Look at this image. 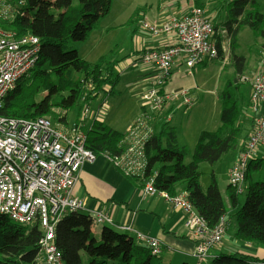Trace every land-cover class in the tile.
Returning <instances> with one entry per match:
<instances>
[{"label": "trees", "instance_id": "16d2710c", "mask_svg": "<svg viewBox=\"0 0 264 264\" xmlns=\"http://www.w3.org/2000/svg\"><path fill=\"white\" fill-rule=\"evenodd\" d=\"M112 4L113 0H25L22 13L14 20L0 18L1 27L19 35L32 33L41 41L36 66L30 76L22 79L3 99L0 115L26 120L46 117L67 125L70 110L77 109L81 114L84 107H90L101 94H112L121 78L115 69L118 52L110 50L97 61L89 62L81 58L77 49L68 48L71 43L86 41L110 13ZM225 8L228 18L223 25L233 52L235 77L226 82L222 92V125L215 131L200 133L189 164L185 163L189 149L179 145L176 129L168 124L156 126V132L145 144L147 172L156 171L154 184L160 190L171 195L186 191L210 227H215L222 217L226 218L234 211L237 222L232 234L234 239L264 243V180H253V174L264 166L263 159L249 164V184L245 188L248 193L243 205L239 194L229 186L228 208L214 176L205 191L200 181V164L215 163L236 148L243 131L245 110L240 88L246 58L235 54L238 35L244 27H249L256 37L264 39V11L259 9L258 0H230L226 1ZM137 15L136 11L130 22L133 23ZM217 37L221 56L222 39L220 35ZM57 109L65 114L57 119L49 117L57 115ZM124 137L125 134L94 120L87 129L86 146L97 154L117 155L126 148L121 143ZM181 185L183 187H179ZM226 221L229 224V217ZM42 235L38 223L19 225L0 215V264L38 263ZM54 243L62 252L64 264H169L163 252L152 254L148 246L108 225L98 236L94 231L93 216L83 211H70L62 216L55 228ZM216 255L208 264H264V258L239 250L231 254L219 251Z\"/></svg>", "mask_w": 264, "mask_h": 264}, {"label": "built area", "instance_id": "2783aa9c", "mask_svg": "<svg viewBox=\"0 0 264 264\" xmlns=\"http://www.w3.org/2000/svg\"><path fill=\"white\" fill-rule=\"evenodd\" d=\"M0 18L14 20L22 13L25 0H0ZM143 30L150 34H176L177 42L149 50L142 55L143 63H154L159 75L152 80L149 110L145 108L136 118L121 143L126 146L121 154H97L87 145V123L60 125L49 118L32 120L9 118L0 115V215L21 225L38 223L43 230L39 241L41 264H64L62 252L54 243L55 228L59 220L70 211H84L85 202L75 195V187L82 167L105 157L125 175L142 181L143 195L159 194L174 208L187 214L188 236L195 242L192 256L200 263L216 258L213 250L221 244L229 224L225 216L215 227L196 210L186 191L171 195L158 189L154 176L147 172L146 141L156 132V115L162 110H172L178 99L190 105L187 89L167 93L165 80L179 57L192 73L198 64L219 58V32L212 17L202 5H194L182 16L171 15L157 22L143 16ZM40 39L32 33L19 35L0 26V106L3 99L24 78L30 76L40 55ZM225 47V46H224ZM243 80H248L242 77ZM250 105L256 112L251 123V133L239 158L229 173V184L237 194L245 192L249 164L256 158L258 145L264 146V58L259 71L249 79ZM89 108L83 113H87ZM170 120L166 114L163 123ZM94 226L110 225L109 212H94ZM132 233L138 241L148 246L152 254L160 255L163 246L158 238L136 231L130 225L119 226Z\"/></svg>", "mask_w": 264, "mask_h": 264}, {"label": "crops", "instance_id": "0c3cea01", "mask_svg": "<svg viewBox=\"0 0 264 264\" xmlns=\"http://www.w3.org/2000/svg\"><path fill=\"white\" fill-rule=\"evenodd\" d=\"M115 1H118V3H120L121 5V15L116 16V23L114 26H121V25L128 26L126 30L127 31L126 35L128 37L129 42L126 45H123L124 43L119 42L118 41L119 36H117L116 41L112 45L107 47V49H105L106 50L105 52L107 53L110 50H115L118 52V63L115 69L116 72L120 74L121 78L119 83L115 86V88L121 84L123 75L127 73L126 75V78H128L127 83L130 86L131 91L133 92V96L141 98L142 103L140 105V108H142L145 101L149 103L151 101L152 85L150 80L153 73L156 70V66L154 63L142 62L141 60L142 54L143 52H148L149 50L155 48H160L166 45L176 43L177 36L174 33L167 35L150 34L149 32L143 30L142 26L140 25V18L145 16L148 20L152 22H157L171 15L182 16L184 13L191 10V8H193V6L196 4L204 6L207 9V11L212 9H217L220 7V5L217 3V0H199L198 3H196L197 0H158L156 4H154L151 1H145V0L142 1L113 0L111 11H113ZM260 1L261 0H258V3H260ZM143 4H145V7L139 9L140 7H143ZM2 7L3 5L2 2L0 1V8ZM260 8L261 11H264V2L260 6ZM139 10H141L142 12L135 17L133 23L130 22V20L133 18V14H135L136 11L138 13ZM215 14L216 12L210 15L212 19L215 18L216 22L214 23V26H216V29L219 32L222 30V33L224 34V37L221 41V48H223L222 51L223 53L221 56H219V58L222 60L223 64L228 63L231 65V61H229L227 57L228 55L227 44L228 41L230 43V40L227 38V30L223 25L224 21L228 18V14L227 12L224 15L218 13L223 18L216 17ZM107 16H109V14ZM244 31L246 32V27H244L240 31L238 35V42L240 41L239 40L241 39L240 36ZM254 37L256 38L255 41L258 45V50L260 51H259V55H257V59L249 63V66H247L248 61L246 59L245 71L247 70L248 67L249 69L248 74H250L249 76L251 77L259 71L262 65V59L264 58V47H263L264 39L261 37H256L255 35ZM86 41L82 43H86ZM235 47H237V45ZM230 49H231V45H230ZM79 53L81 58L84 59V57H82L81 55V50ZM86 53L88 55H93V53L95 54L97 53V57L93 59H89L85 57V60L89 62H95L102 56L100 53L98 54V51L96 52V50H91L90 52L86 51ZM183 64H185L184 56H182V58H179L176 61L174 65V71L171 72L172 73L171 78L163 88V91L167 93H172V92H178L179 90H183L182 88H188L187 86H184L180 82V78L173 77L174 73H179L178 68ZM205 64H207V62H205ZM231 66L233 67V65ZM188 73L189 75L193 74V72L191 74L189 70ZM249 88H250V92H249V99H250L252 92L250 85ZM240 90L242 91V88ZM106 91H108V89ZM241 93L243 94V107L245 109V112H247V114L245 113L244 116V127L242 131V134H244L245 139H243L242 143L240 142V146L237 145L236 148H234L236 149V153H237L235 156L230 157V151L226 154L225 157H230L228 159L229 162H231L230 165L231 167L239 158L241 151L248 143V139L251 133L250 130H252L251 123L254 121V117L252 114L254 110H252V108L247 106L249 99L246 104L245 101L246 98L244 96L243 91ZM107 94L108 97L106 99L115 96V89L112 94L109 92ZM178 100L176 102V107L174 109L162 110L161 112H158V114L156 115V121L159 123L160 122L163 123L165 119V115L167 114L170 118L168 123L171 127H174L176 129L177 139L179 142L180 135L178 133V127L180 126V124H182L181 123L182 118L176 117V114L180 110L187 112L194 104L192 103L190 105H185V104L181 105L182 99L181 101ZM144 106L145 108H147V105ZM247 108L249 109V111H246ZM139 111L135 113V116L130 119V121L125 125V128L122 131L117 130L118 129L117 127H113L114 125L107 122V120H109L108 107L102 109L99 114L91 113L90 116L92 121H90L89 123L87 121V124L91 125L94 122V120H100L104 124L111 127L112 129L118 131L119 133L126 134L130 130L133 123L135 122L136 118L139 116L138 115ZM221 125L222 123L219 124L218 122H213L212 129L217 130ZM212 129H208V130H212ZM199 132L201 133V131ZM191 135L195 137L194 132ZM198 139L199 137L196 138L197 141ZM196 144L197 143H195V145ZM195 145L193 146L195 147ZM255 156H256L255 158L256 160H260V158L262 157L261 155L258 154H256ZM201 166L202 163L200 164V170H201ZM215 172L216 171L214 169L212 175L214 177L216 174ZM215 179L217 180L218 178L215 177ZM254 179L255 180L260 179L257 173L253 175V180ZM217 182L220 187L223 198L228 208H230L229 198H228V187L230 186L229 171H228V177L226 180L225 187H222L218 180ZM201 185L203 190L205 191L206 189L204 188L202 181H201ZM179 187H183V186L181 185ZM75 195L77 197L82 198L85 202V210L83 211V213L88 215H93L94 212L100 210L104 212H109L113 220V224H110L108 226L113 227L116 230L120 231L119 226L130 225L138 232L149 235L151 237L158 238L161 242V245L163 246L162 255L169 264H183L189 262V260L193 258L192 253L194 252L195 249V242L191 239V237L188 236V231L186 226L188 214L180 208H174L169 201L165 200L159 194L149 195L145 197L142 196L143 184L139 180L133 179L125 175L119 168L114 166L105 157L99 156L95 162H87L83 165L82 170L80 172V178L75 187ZM228 217L229 216L227 214L226 218L228 219ZM99 228L100 226H94V231L98 236H100L102 230V228L101 229ZM228 232L226 233L221 244L213 250L214 254H218L219 251L235 252L239 250L246 253H251L260 258H264L261 255H259V251L256 249L255 244H253L254 242L245 243V242L237 241L234 239L232 235L229 236ZM132 237L135 239V235ZM137 243L140 242L138 241ZM36 264H41V262L39 261Z\"/></svg>", "mask_w": 264, "mask_h": 264}, {"label": "rangeland", "instance_id": "374dc122", "mask_svg": "<svg viewBox=\"0 0 264 264\" xmlns=\"http://www.w3.org/2000/svg\"><path fill=\"white\" fill-rule=\"evenodd\" d=\"M145 1H151L154 4H156L158 0H145ZM198 1L199 0H197L196 3H198ZM226 1L228 2L229 0H217V3L220 5V7L217 9L208 10L209 15H212V13L216 12L215 14L216 17L223 18L222 16H220V14L224 15L226 13V8H225ZM263 2L264 0L260 1L259 9H261L260 6L263 4ZM144 7H145V4H143V7H140L139 9L144 8ZM120 15H121V5L120 3H118V1H115L113 11L109 13V16L101 20L97 29L91 34V36H89V39L86 41V43H82V44H80V42L71 43L68 45V48L69 49L75 48L78 50V52H80L81 50V55L82 57H84V60H85V57L89 59H93L97 57V53L96 54L93 53V55H88L86 51L90 52L91 50H96V52L98 51V54L100 53L101 55L106 53L105 49H107V47H109L116 41L117 36H119L118 41L121 43H124L123 45H126L129 42L128 37L126 35V32H127L126 30L128 26L126 25L114 26L116 23V16H120ZM213 22H215L214 19H213ZM246 32L244 31L242 35L240 36L241 39H239L240 41L238 42V45L235 49V54L238 56H244L248 61L247 66H249V63L257 59V55H259L260 50H258V45L255 41L256 38L253 35V30L246 27ZM227 51H228V55H227L228 60L231 61V65H233L234 67L233 56H232L233 52L230 49L229 41L227 44ZM179 58H182V57H179ZM231 65L228 63L223 64L220 58H216L214 60H211L210 62H207V64H205L204 62L202 64L196 65L194 69L192 70L193 72V74L191 73L192 75H189L188 73L189 67L186 65V63L178 68L179 73L173 74V77L180 78V82L184 86L188 87V88H182V89L183 90L187 89L189 91V96L192 100V103L194 104L187 112L180 110L176 114V117L182 118V122H181L182 124H180V126L178 127V133L180 135L179 144L181 146H186L190 149L189 154L185 158L186 164H189L192 161V150L194 147L193 145L197 143L196 138L199 137V134H200L199 131L201 132L202 131H215V129H212L213 127L212 123L218 122L219 124H221L220 118H221V111H222V92L225 89L226 82L229 79H232L233 77H235V68H233ZM248 70L249 69L247 67V70L244 73V77L248 78V80L242 79V86H241L244 96L246 98L245 99L246 104L249 99V92H250L249 85L251 87V83L249 81L251 76H249L250 74H248ZM173 71H174V65L172 67V72ZM171 74L165 80V85L170 80ZM245 74H248V75H245ZM126 75L127 73L123 75L121 84L115 88V96H112L106 99L108 97V94H101L99 98L92 103V105L89 107L85 115L83 112L81 114L78 113L77 109L70 110L68 113V118H67L68 123L67 124L74 125L80 122L87 123V121L89 123L90 121H92L91 116H90L91 113L99 114L102 109H104L105 107H108L109 120H107V122L114 125L113 127H117L118 128V129L116 128L117 130L122 131L124 130L125 125L130 121V119L135 116V113L137 111L144 110L145 108L144 105H147V109L149 110V107H148L149 102L147 101H145L143 104V107L140 108L142 100L140 97L133 96V92L131 91V88L127 83L128 78H126ZM158 75L159 74L157 72L153 73L151 80H150L151 83H152V80H154L155 77H157ZM178 101H181V99H179ZM247 106L252 108L250 105V99H249ZM87 108H88L87 106L84 107L83 109L84 112L87 110ZM57 110H58L56 111L57 115H50L49 117L51 118L53 117L57 119L58 116H62L65 114L63 110L61 109H57ZM140 111L138 112V115H140ZM246 111H249V109L247 108ZM245 113L247 114V112ZM252 114L254 117L256 112L253 111ZM62 124L63 123H60V125ZM91 126L92 124L89 125L88 128L90 129ZM208 129H212V130H208ZM193 132L196 138L191 135ZM243 139H245V136L244 134H241L235 147L237 145L240 146V142L242 143ZM236 154H237L236 149L230 151V157L235 156ZM256 154L262 156L260 159H263V163H264V146L258 145L256 148ZM225 156L226 154H224L221 157V159L215 162L214 164L209 163V162L202 163L201 181L206 190L211 182L214 169L216 171L215 177L218 178L217 180L219 181L220 185L222 187H225L226 180L228 177V171L230 173V170L234 166V165H232V167L230 166L231 162H229V159H228L230 157H225ZM252 172L253 170L250 171V176H252ZM257 175L260 177V179L264 180V166L262 167L261 171L257 173ZM261 175H262V178H261ZM247 184H249V182H247ZM247 193H248V190H246L243 194L239 195V201L241 205L245 203ZM233 214H234V211H231L229 215V225H230L229 227L230 229H228L229 236L232 235L233 232L237 228L236 218ZM99 226H100L99 229H101L104 225H99ZM128 234L130 236H134L132 233L131 234L128 233ZM135 240L136 242H138V239L136 237H135ZM237 244H240V243H237ZM253 244H255L256 249L259 251V255L264 257V243L254 242ZM224 253L231 254L235 252H224ZM211 260L212 259L200 263L196 258L193 257L189 260V262L192 264H196V263L208 264L210 263Z\"/></svg>", "mask_w": 264, "mask_h": 264}, {"label": "clouds", "instance_id": "9594fccd", "mask_svg": "<svg viewBox=\"0 0 264 264\" xmlns=\"http://www.w3.org/2000/svg\"><path fill=\"white\" fill-rule=\"evenodd\" d=\"M196 5H198V4H196ZM142 11L140 10L139 12H138V14H140ZM140 20H141V18H140ZM214 21H215V18H214ZM216 22V21H215ZM214 22V23H215ZM215 28H216V26H215ZM217 30V29H216ZM218 31V30H217ZM219 32V31H218ZM218 35H220V38L221 39H223V37H224V34L222 33V30L219 32V34ZM220 41H222V40H220ZM222 51H223V48H222ZM146 53V52H145ZM142 60V59H141ZM143 62V61H142ZM89 108V107H88ZM254 118H255V116H254ZM160 124L161 125H164V124H168L169 125V123H161L160 122ZM67 125H69V124H67ZM67 125H65V126H67ZM70 125H72V124H70ZM157 126H159V125H157ZM88 127H89V124H88ZM156 130H157V127H156ZM254 160H256V159H254ZM254 160H252V161H254ZM236 163V162H235ZM231 186V185H230ZM232 187V186H231ZM246 187H247V183H246ZM240 195V194H239ZM129 235V234H128Z\"/></svg>", "mask_w": 264, "mask_h": 264}]
</instances>
